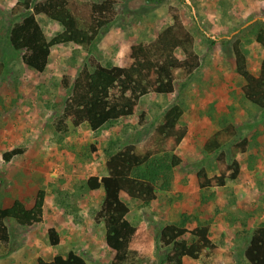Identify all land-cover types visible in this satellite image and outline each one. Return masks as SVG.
I'll return each mask as SVG.
<instances>
[{
  "label": "rangeland",
  "instance_id": "1",
  "mask_svg": "<svg viewBox=\"0 0 264 264\" xmlns=\"http://www.w3.org/2000/svg\"><path fill=\"white\" fill-rule=\"evenodd\" d=\"M18 1L0 0V63L5 66L0 77V207L19 201L31 208L39 190L46 197L41 224L21 227L5 221L10 242L0 247V264H37L38 259L51 261L70 252L86 264H112L114 253L105 244L99 214L104 193L88 190L86 182L106 175L110 153L143 143L174 104L183 109L180 123L187 136L176 151L182 163L173 171L171 189L157 192L148 205L121 197L129 207L127 220L153 238L151 251L140 252L135 264H167L170 249L161 244L160 231L171 224H184L188 230L208 226L216 247L217 253L206 251L199 260L184 259L183 264H248L245 250L264 224V110L243 96L232 45L239 43L249 71L257 75L264 60V48L256 42L264 29V0H114L116 15L101 31L92 54L72 44L54 46L43 73L26 67L24 52L9 44V30L23 16L11 13ZM175 12L194 37L200 63L184 88L178 81L170 95L143 97L133 117L97 132L64 118L65 101L83 66H130V48L153 43L172 24ZM37 21L48 40L63 30L43 15ZM176 57L184 58L180 50ZM228 125L236 128L223 150L229 160L231 146L248 143L246 152L236 157L240 175L222 188L201 190L197 170L204 168L210 177L217 174V154L208 155L204 145ZM14 149L23 154L3 162L2 155ZM51 228L60 240L55 247L48 239ZM183 239L192 241L190 235Z\"/></svg>",
  "mask_w": 264,
  "mask_h": 264
},
{
  "label": "trees",
  "instance_id": "2",
  "mask_svg": "<svg viewBox=\"0 0 264 264\" xmlns=\"http://www.w3.org/2000/svg\"><path fill=\"white\" fill-rule=\"evenodd\" d=\"M151 2L152 0H146ZM12 15H23L8 33L13 50L24 52L23 63L38 73L48 65L51 48L59 45H75L92 54L101 31L109 26L116 15V2L100 3L79 0H20L11 10ZM43 15L59 24L63 30L47 39L37 16ZM172 24L162 30L156 40L148 45L136 44L130 48V66L106 67L99 63L91 68L83 66L71 85V93L64 104V118L74 126L85 123L93 132L105 126L125 120L136 114L140 100L149 95H170L176 90V82L182 87L198 70L200 63L193 50L194 37L175 12ZM216 41V40H215ZM256 42L264 48V29L256 35ZM180 50L183 60L176 57ZM236 73L244 81L242 93L246 101L264 110V60L259 72L253 75L247 66V57L236 41L232 45ZM95 60H97L94 57ZM0 63V77L4 71ZM63 84L69 87L65 79ZM183 109L178 104L170 106L151 135L141 144H128L116 153H110L106 162V175L90 177L86 188L103 190L100 210L105 228V244L114 253L112 264H135L139 253L151 251L153 238L143 226H134L127 220L129 207L122 200L125 195L145 205L157 199V192L171 189L173 171L182 163L176 154L187 136V128L181 125ZM236 136V128L228 125L214 133L205 143L204 151L216 155L215 176H208L204 168L196 172L199 189L222 188L227 182L238 179L240 165L236 160L246 152V140L231 146L230 160L224 149ZM23 154L14 149L2 155L9 163ZM45 192L39 190L31 208L15 201L9 208L0 207V247L9 244L10 234L5 223L14 220L21 227L39 225L43 220ZM192 237L191 242L183 238ZM209 227L199 226L188 230L184 224L167 225L160 231V242L168 247L167 264H183L184 259L197 261L206 251L216 252L209 238ZM51 246L59 244L56 230H48ZM217 253V252H216ZM248 264H264V224L254 232L244 253ZM37 264H86L75 254L55 256L51 261L38 259Z\"/></svg>",
  "mask_w": 264,
  "mask_h": 264
},
{
  "label": "crops",
  "instance_id": "3",
  "mask_svg": "<svg viewBox=\"0 0 264 264\" xmlns=\"http://www.w3.org/2000/svg\"><path fill=\"white\" fill-rule=\"evenodd\" d=\"M183 141H184V140H183ZM179 147H180V146H179ZM44 192H45V191H44ZM45 197H46V193H45ZM14 202H15V201H14ZM14 202H13V203H14ZM13 203H12V204H13ZM11 206H12V205H11ZM11 206H9V207H11ZM9 207H7V208H9ZM43 215H44V210H43ZM42 221H43V220H42Z\"/></svg>",
  "mask_w": 264,
  "mask_h": 264
},
{
  "label": "water",
  "instance_id": "4",
  "mask_svg": "<svg viewBox=\"0 0 264 264\" xmlns=\"http://www.w3.org/2000/svg\"><path fill=\"white\" fill-rule=\"evenodd\" d=\"M187 3H188V2H187ZM255 20H257V19H255ZM255 20H254V21H255ZM261 20L264 22V18H262Z\"/></svg>",
  "mask_w": 264,
  "mask_h": 264
}]
</instances>
